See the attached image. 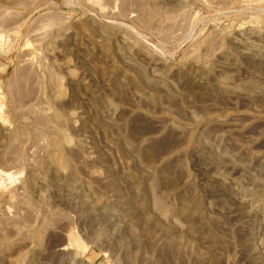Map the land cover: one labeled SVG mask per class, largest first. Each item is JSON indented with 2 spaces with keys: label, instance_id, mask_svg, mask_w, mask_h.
<instances>
[{
  "label": "rangeland",
  "instance_id": "1",
  "mask_svg": "<svg viewBox=\"0 0 264 264\" xmlns=\"http://www.w3.org/2000/svg\"><path fill=\"white\" fill-rule=\"evenodd\" d=\"M0 264H264V0H0Z\"/></svg>",
  "mask_w": 264,
  "mask_h": 264
}]
</instances>
